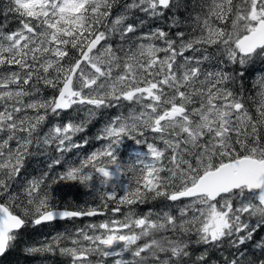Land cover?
<instances>
[{
  "label": "snow or ice",
  "instance_id": "1",
  "mask_svg": "<svg viewBox=\"0 0 264 264\" xmlns=\"http://www.w3.org/2000/svg\"><path fill=\"white\" fill-rule=\"evenodd\" d=\"M22 242L264 264V0L0 2V257Z\"/></svg>",
  "mask_w": 264,
  "mask_h": 264
},
{
  "label": "trees",
  "instance_id": "2",
  "mask_svg": "<svg viewBox=\"0 0 264 264\" xmlns=\"http://www.w3.org/2000/svg\"><path fill=\"white\" fill-rule=\"evenodd\" d=\"M0 2L6 3L7 0H0ZM40 167L41 164L39 160L33 162L32 164L33 170H39ZM65 203L70 208L76 207V202L71 199L66 200ZM147 207H149V205L142 206V210ZM85 220L89 221L92 219L84 218V221ZM62 227L63 229L65 227H68L71 230V225L68 224L67 222H60L57 228H52L51 226H42L41 228H37V229L29 228L28 230L25 231L22 240L26 241L27 243H32L36 240L41 239L43 236L48 235L49 234L47 232L48 230H52V229L58 230ZM24 246L25 244L22 242L21 245L15 251L7 254V256L5 257H0V264H42V262L43 264H53V261H55V264H60V261L64 259L63 257H55L45 260L43 257H29L23 251Z\"/></svg>",
  "mask_w": 264,
  "mask_h": 264
},
{
  "label": "rangeland",
  "instance_id": "3",
  "mask_svg": "<svg viewBox=\"0 0 264 264\" xmlns=\"http://www.w3.org/2000/svg\"><path fill=\"white\" fill-rule=\"evenodd\" d=\"M87 219H92L91 221H93V222H99V221H101V220H104V219H106V217H93V218H87ZM86 222H88L87 220H85V221H82V222H80V225L81 226H83V223H86ZM56 231H64V229H63V227L62 228H60V229H58V230H56V229H52V230H48L47 232L49 233V234H55V232Z\"/></svg>",
  "mask_w": 264,
  "mask_h": 264
}]
</instances>
